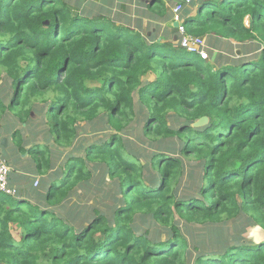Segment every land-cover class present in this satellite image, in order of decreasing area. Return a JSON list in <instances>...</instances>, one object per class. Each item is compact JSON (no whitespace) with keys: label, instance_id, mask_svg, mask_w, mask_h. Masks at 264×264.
Returning <instances> with one entry per match:
<instances>
[{"label":"trees","instance_id":"1","mask_svg":"<svg viewBox=\"0 0 264 264\" xmlns=\"http://www.w3.org/2000/svg\"><path fill=\"white\" fill-rule=\"evenodd\" d=\"M194 4L196 15L184 17L187 34L256 41L257 59L190 62L172 43L88 18L66 0H0V121L10 115L26 124L33 113L47 127L46 145L24 149L21 131L3 121L17 151L47 174L48 143L71 147L78 123L94 125L102 116L113 131L83 157L65 156L45 182L44 205L0 193V264H264V242L203 255L178 224L237 218L264 229V0ZM137 116L144 118L139 137L168 141L177 157L154 151L142 166L127 153L123 133ZM201 118L207 124L194 129ZM183 159L201 171L188 197L178 195L188 170ZM90 164L104 170L109 187L117 184L116 205L111 216L95 212L74 229L55 210L90 180ZM147 218L165 239L142 230Z\"/></svg>","mask_w":264,"mask_h":264},{"label":"rangeland","instance_id":"2","mask_svg":"<svg viewBox=\"0 0 264 264\" xmlns=\"http://www.w3.org/2000/svg\"><path fill=\"white\" fill-rule=\"evenodd\" d=\"M198 0H193L196 3ZM193 3L186 6L182 12L183 17L186 14L194 13L196 15L197 10ZM190 9H194L192 12ZM83 14H86L87 5L83 3V7L80 9ZM187 12V13H186ZM166 14V13H165ZM172 20V18H171ZM161 23L151 24L150 27L153 31L158 32L161 30V26H165L166 33L173 36L177 33L173 30L170 18H166ZM176 29V28H175ZM155 35V33H153ZM158 34V33H157ZM159 36V35H158ZM157 41L162 42L164 36H159ZM205 44L207 47L208 61L211 64L217 63H232L236 59L252 60L257 59L259 55L258 44L256 41H250L244 44H239L232 40H222L212 35H204ZM166 40V39H165ZM166 43V42H164ZM174 46H176L174 44ZM264 48V45L263 47ZM180 50V49H179ZM187 61L192 62L195 55H189L183 50L181 53ZM205 66V62H203ZM153 80V76H150L144 80L146 83ZM1 84V82H0ZM135 102V112L138 110L137 95H133ZM38 108L42 107L39 104ZM46 108V107H43ZM3 116V115H2ZM31 119L26 124H17L15 119L8 115L5 120L0 121V159L4 160L10 168L9 184L16 190V195H21L26 201H29L34 205H44L42 200L46 191L45 182L52 176V174L59 169L63 168L65 156L68 153L73 155L84 156V148L92 143H95L97 139H107L113 133V131L107 126L105 127L102 116L99 119L93 121L94 125H89L87 122L82 121L78 123L77 137L72 143L71 147H59L52 141L48 143L49 158L51 163V169L47 174L38 173L36 170V163L28 154H20L16 148V141L12 140L11 133L7 132L3 121L7 124L11 123L13 127L16 125V129H19L22 133V139L24 140V149H28L33 145H46L44 139H46L47 127L43 123L42 119L36 117L35 114H31ZM144 118L141 120L139 116L135 121L129 124L123 133L124 143L126 145L127 153H130L138 160V164L144 165L148 161L152 152H160L170 154L175 157V147L168 141L151 142L142 140L139 137V130L143 125ZM196 124V123H195ZM192 125L194 129H201L205 124ZM171 125V123H169ZM123 131V132H124ZM183 165L188 167L186 174L184 175L181 183L178 195L180 197H188L193 195L194 186L197 184L198 176H201V171L197 173L198 169L194 161L182 160ZM92 176L86 185L82 188H78L71 196V198L62 204V209L55 210L56 214L61 217L66 223L72 224L74 229L84 227L89 219L95 216V212L111 216L114 211L116 201L112 194L113 190L117 191V184L111 183L109 187V177L105 175L104 170L97 165H89ZM189 168L193 170V174L189 175ZM145 174V173H144ZM147 179V175L145 174ZM38 181V184L35 182ZM147 183V181H146ZM110 188V189H109ZM111 193V194H109ZM15 195V196H16ZM14 196V197H15ZM13 197V196H12ZM60 207V206H59ZM151 220L144 219L140 223V227L148 229L152 236L159 239H165V232L159 227H155ZM179 227L182 234L189 242L190 248L193 246L198 247L199 251L203 255L220 254L223 252L225 245H231L236 242L248 243L247 245H257L260 241L264 240V229L256 224H248L243 219H233L231 221H222L221 223L209 225V224H187L178 220ZM12 236L15 241H19L20 234L18 231H12ZM195 253L192 252V256ZM191 261L190 264H193Z\"/></svg>","mask_w":264,"mask_h":264},{"label":"crops","instance_id":"3","mask_svg":"<svg viewBox=\"0 0 264 264\" xmlns=\"http://www.w3.org/2000/svg\"><path fill=\"white\" fill-rule=\"evenodd\" d=\"M66 2L73 6H77L79 10L83 7V3L85 2V5H87V8L89 9L85 14L86 17L109 18L113 20L116 25L129 27L138 31L142 36H146L147 40H149L150 37L153 38L152 36L161 40L159 36H164L166 40L164 39L162 42L172 43L174 46V42L177 38L176 35L173 36L172 33V36L166 33L167 29L165 26L167 24L163 23L161 30L158 32H155L150 28L153 27L151 26L152 23H161L160 21L166 18H170V22L168 23H171L173 28L174 23L171 20L172 6L165 1H163V8L158 6V3H156L155 0H66ZM190 10L192 12L194 9ZM193 15L194 13L186 14L187 17ZM181 16L183 17V14H181ZM173 30L176 29L173 28ZM153 33H155V35Z\"/></svg>","mask_w":264,"mask_h":264},{"label":"built area","instance_id":"4","mask_svg":"<svg viewBox=\"0 0 264 264\" xmlns=\"http://www.w3.org/2000/svg\"><path fill=\"white\" fill-rule=\"evenodd\" d=\"M168 4H171L172 22L177 24L176 33L177 38L174 42L175 47L183 50L189 55H195L202 61L208 60L207 47L203 37H195L186 33L184 18L181 16L185 6L192 3L193 0H183L182 5L179 0H163ZM10 168L7 163L0 159V193L15 196L16 190L9 184ZM38 184V181L35 182Z\"/></svg>","mask_w":264,"mask_h":264},{"label":"water","instance_id":"5","mask_svg":"<svg viewBox=\"0 0 264 264\" xmlns=\"http://www.w3.org/2000/svg\"><path fill=\"white\" fill-rule=\"evenodd\" d=\"M173 27L176 28V27H177V24L174 23V24H173ZM207 122H208V119H207V118H201V119H199V120H197V121L195 122L196 124H195V123H194V124H195V125H201V124H203V123H204V124H205V123L207 124ZM194 124H193V125H194ZM206 124H205V125H206ZM262 242H264V240H263V241H260L257 245H259V244L262 243Z\"/></svg>","mask_w":264,"mask_h":264},{"label":"clouds","instance_id":"6","mask_svg":"<svg viewBox=\"0 0 264 264\" xmlns=\"http://www.w3.org/2000/svg\"><path fill=\"white\" fill-rule=\"evenodd\" d=\"M193 2V1H192Z\"/></svg>","mask_w":264,"mask_h":264}]
</instances>
